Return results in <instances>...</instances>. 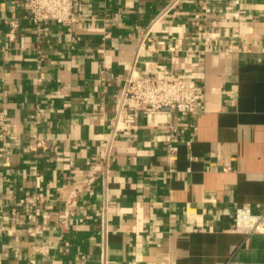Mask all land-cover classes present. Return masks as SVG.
I'll use <instances>...</instances> for the list:
<instances>
[{
  "label": "crops",
  "instance_id": "1",
  "mask_svg": "<svg viewBox=\"0 0 264 264\" xmlns=\"http://www.w3.org/2000/svg\"><path fill=\"white\" fill-rule=\"evenodd\" d=\"M79 14L36 24L0 0V264H103V246L104 264H264V232L233 229L264 208V0ZM156 65L195 81L194 115L120 108L129 70Z\"/></svg>",
  "mask_w": 264,
  "mask_h": 264
},
{
  "label": "built area",
  "instance_id": "2",
  "mask_svg": "<svg viewBox=\"0 0 264 264\" xmlns=\"http://www.w3.org/2000/svg\"><path fill=\"white\" fill-rule=\"evenodd\" d=\"M177 1V0H174ZM28 18L36 23L54 22L57 24H72L81 19L80 0H25ZM10 37L16 34L17 21L10 23ZM148 29L139 40L138 50L147 48L145 45L150 39ZM146 42V43H145ZM148 45V44H147ZM200 92L193 79H187L168 73L164 65H156L153 71H138L131 68L127 73L125 85L118 97L120 108L124 110L157 111L167 108L177 113L180 117H189L196 113V102L200 98ZM172 130H174L172 128ZM8 130L0 123V138L7 135ZM35 142L31 149L45 146L43 139L37 138L33 133ZM174 147L171 146V149ZM92 177L87 178V182ZM77 189L70 190L68 202L74 199ZM35 201L39 196L24 195L19 198V203H25L26 199ZM65 224V223H64ZM233 229L245 234L252 232H264V208L252 211L247 205H240L234 209ZM38 225L28 229L30 234H36ZM101 261L104 264L105 247L101 249ZM156 264H175L173 261H159Z\"/></svg>",
  "mask_w": 264,
  "mask_h": 264
}]
</instances>
